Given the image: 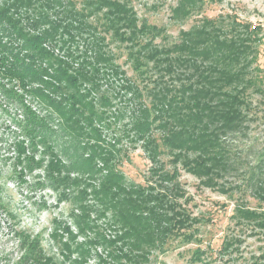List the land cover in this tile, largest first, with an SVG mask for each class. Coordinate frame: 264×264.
I'll use <instances>...</instances> for the list:
<instances>
[{"label": "trees", "instance_id": "1", "mask_svg": "<svg viewBox=\"0 0 264 264\" xmlns=\"http://www.w3.org/2000/svg\"><path fill=\"white\" fill-rule=\"evenodd\" d=\"M202 8L203 0H178L170 19L183 22ZM259 31L232 17H203L169 42L164 28L140 19L128 0H0V112L9 117L13 170L21 182L34 173L35 185L58 203L74 201L77 234L92 235L75 249L63 244L64 259L75 251L81 264L93 246L104 251H95L96 264H149L172 240L198 241L201 219L185 209L179 167L200 187L252 196L259 210L241 200L234 219L264 229V153L244 166L252 147L239 142L255 109L249 95L264 93ZM79 39L82 52L74 49ZM110 42L124 46L133 70L152 87L138 89L124 76ZM119 75L124 97L141 93L149 101L122 129L124 137L141 142L149 159L144 185L127 181L115 167L120 150L106 141L103 128L121 115L110 111L109 97L92 96ZM231 175L236 179L227 184ZM92 213L107 219L115 236L106 237ZM62 229L76 238L70 227ZM14 234L23 251L15 264H56L37 238ZM238 244L225 237L219 251L237 253ZM203 255L195 249L192 262H202Z\"/></svg>", "mask_w": 264, "mask_h": 264}, {"label": "rangeland", "instance_id": "2", "mask_svg": "<svg viewBox=\"0 0 264 264\" xmlns=\"http://www.w3.org/2000/svg\"><path fill=\"white\" fill-rule=\"evenodd\" d=\"M128 1L140 19H146L149 24L164 28V35L169 42L178 41L180 30L192 28L203 17L211 19L232 17L240 23L250 26L251 31L259 29V37L263 35V40L258 47L257 65L262 70L260 76H264V0H203V8L200 13L192 15L183 22H174L170 19V10L178 0ZM225 25H228V22H225ZM159 41H161L160 38L157 39V42ZM74 47L78 52H82L85 43L79 39ZM108 50L120 70L124 72V76L133 81L138 89L142 86L152 87V84L141 81L138 73L133 70L131 63L127 60V51L123 45L110 42ZM54 52L59 56L63 55L57 48ZM121 79L120 75L117 78L113 76L114 84L112 86L102 82V87L92 96L96 101L100 99L101 95L109 97L113 104L110 111L121 115L115 122L111 119L110 128H103L106 141L113 143L114 140L116 149L120 150L114 161L115 167L123 173L127 181L144 185L151 166L149 159L141 142H133L124 137L122 129L128 125L131 113L136 112L141 104L149 105V101L141 93L140 95L137 93L127 94L124 97V92L119 90L120 84H123ZM129 97L132 99L128 101ZM249 97L255 109L251 115L247 136L239 142L250 145L252 151L250 157L244 155L247 152L243 153L247 158L243 161L244 166L247 162H252L251 159L255 154L264 153V93L252 92ZM7 120L9 121V117L1 113L0 199L4 208H0V264H15L23 253L19 250L18 239L14 234L16 232L37 238L43 254L56 264H79L78 262L81 261L78 258V253H74L75 251L68 259H64L66 254L63 244H68L75 249L76 243H86L85 240L92 238V235L88 233L85 237L77 234L75 223L71 218L72 213H78L74 201L58 203L51 191L40 189L35 185L36 175L34 173L26 174L22 178L24 182L20 181L12 166L13 152L10 140L12 134L7 128ZM154 136L158 137V134L155 133ZM64 140L66 139L64 138ZM66 145H69V142ZM64 157L62 156L63 159H65ZM162 159L168 162V157L165 156ZM179 170V181L185 192V199H187L185 209L194 217L201 219V223L195 226L198 231L196 234L198 241L181 244L172 240L171 244L166 246L167 251L161 254L156 252L151 256L149 264H221L228 259L229 264H264V229L251 230L249 226L237 224L234 219V209L241 200L245 201L248 207L259 210L260 206L257 201L247 193L241 196L237 192L227 195L200 187L195 177L184 172L180 167ZM235 179L236 177L231 175L226 183L230 184ZM88 198L90 199V197ZM87 203L93 204L91 200H87ZM96 216L95 213H92L91 219L97 220L102 233L106 237L115 236L114 229L105 226L107 219ZM64 226L70 227V230L77 234L76 238L72 239L63 233L62 227ZM225 237H235L240 240L237 253L222 254L219 251L220 244ZM195 249L204 251L202 262H192L191 257ZM95 251L99 254L104 253L101 247L92 246L90 257L81 264H96Z\"/></svg>", "mask_w": 264, "mask_h": 264}]
</instances>
